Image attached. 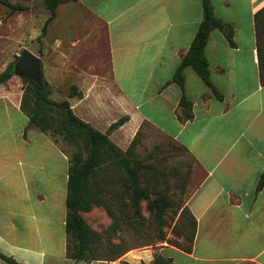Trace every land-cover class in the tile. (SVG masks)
Masks as SVG:
<instances>
[{
  "label": "crops",
  "instance_id": "0c3cea01",
  "mask_svg": "<svg viewBox=\"0 0 264 264\" xmlns=\"http://www.w3.org/2000/svg\"><path fill=\"white\" fill-rule=\"evenodd\" d=\"M209 2L232 29V45L216 28L203 50L221 98L189 66L183 89L172 82L202 20L201 0L64 2L44 31L43 23L33 53L50 96L68 90L73 113L122 150L134 139L136 149L149 126L193 156L202 173L185 206L195 234L190 251L167 254L170 264H264V185L256 192L264 170V28L257 42L254 24L264 0ZM9 80L0 85V252L21 264H73L65 250L69 156L27 127L22 93ZM72 85L81 96L69 97ZM182 93L192 103L188 120L179 118ZM130 260L127 253L78 264Z\"/></svg>",
  "mask_w": 264,
  "mask_h": 264
},
{
  "label": "rangeland",
  "instance_id": "374dc122",
  "mask_svg": "<svg viewBox=\"0 0 264 264\" xmlns=\"http://www.w3.org/2000/svg\"><path fill=\"white\" fill-rule=\"evenodd\" d=\"M9 1L28 8L12 12L10 7L0 4V73L13 71V64L23 49L33 53V45L39 47V37L43 39L41 28L49 14L43 0ZM9 78L7 87L23 93L25 85L22 78L13 72ZM52 96L49 95L58 101L68 99V90ZM55 136L68 156L81 147V143L68 144L60 140V135ZM138 137L141 141L135 149V159L153 165L142 184L151 192L154 189L166 191L175 204L166 209L163 224L158 223L145 200L141 199L136 206L130 204V190L124 184L122 169L114 160L107 159L91 179V191L95 198H89V209L80 211L84 221L96 234L89 258L107 260L125 251L130 261H134L128 263L151 264L149 259L154 254L167 256L172 250L179 249L177 246L190 245L191 227L187 215L180 216L179 206H185L202 172L193 156L181 146L167 145L168 138L155 128H142Z\"/></svg>",
  "mask_w": 264,
  "mask_h": 264
},
{
  "label": "trees",
  "instance_id": "16d2710c",
  "mask_svg": "<svg viewBox=\"0 0 264 264\" xmlns=\"http://www.w3.org/2000/svg\"><path fill=\"white\" fill-rule=\"evenodd\" d=\"M76 0H44L46 10L49 12L44 21L45 26L55 17L56 7L64 2ZM203 17L199 24L198 30L190 44L186 54L181 58V61L175 70L172 82L178 84L183 89L185 67H191L209 86L218 98L220 95L214 89L209 78V67L207 59L203 54L204 47L207 43L208 36L211 30L220 29L224 32L229 43L232 45V29L231 27L215 17L209 0H201ZM0 4L10 7L12 12L17 10H25L28 7L21 4H13L9 0H0ZM254 24L257 42L261 40V31L264 28V7L254 15ZM261 83L264 84V74L262 63L259 65ZM13 71H4L0 73V85L8 80ZM25 87L20 99V109L28 118V125L35 127L38 131L47 134L53 138V142L58 144L59 139L55 135H60L62 141L75 145L81 143V147L74 151L68 157V171L66 181V217H65V234H66V257L73 260V264H78L79 261L97 260V258H89L88 253L91 250V245L96 240L95 232L82 218L80 211L89 209V198H95L92 191V176L96 170L107 159H112L122 169L124 184L127 190H130V204L138 205L141 199L146 201L147 207L154 215L158 223L163 224L164 214L169 206L175 204L171 196L163 190L154 189L153 192L142 184L144 177L148 174L153 165L142 160L135 159L134 149L137 140L134 139L126 150H122L114 144L108 137L107 132L96 130L89 123L77 117L71 108L68 99L55 100L49 97L50 90L46 87H39L32 81L26 78L21 79ZM81 96L77 91V87L72 85L70 88L69 97ZM178 106L180 108L179 118L183 120L191 119L192 103L184 93L181 94ZM57 115L59 117H57ZM56 116V117H55ZM125 118L122 117L109 126V130L120 126ZM58 121V123H55ZM183 148L187 153L189 151ZM63 150V149H62ZM190 154V153H189ZM191 155V154H190ZM192 156V155H191ZM264 185V170L261 172L257 184L256 192L262 189ZM180 216L187 215V222L190 224L191 233L189 236L190 245L177 248L183 251H190L193 242L196 219L191 214L187 206H179ZM107 212L112 215V212L107 209ZM125 253H119L107 260H115ZM0 258L7 264H21L12 256L5 255L0 252ZM172 259L163 254H154L151 259V264H170ZM122 264H131L123 261ZM144 264V263H141Z\"/></svg>",
  "mask_w": 264,
  "mask_h": 264
},
{
  "label": "water",
  "instance_id": "95a60500",
  "mask_svg": "<svg viewBox=\"0 0 264 264\" xmlns=\"http://www.w3.org/2000/svg\"><path fill=\"white\" fill-rule=\"evenodd\" d=\"M13 74L29 79L39 87H44L41 58L28 49H23L14 62Z\"/></svg>",
  "mask_w": 264,
  "mask_h": 264
}]
</instances>
